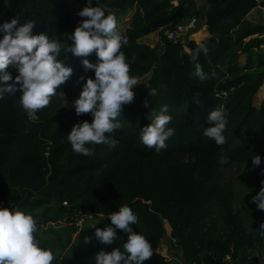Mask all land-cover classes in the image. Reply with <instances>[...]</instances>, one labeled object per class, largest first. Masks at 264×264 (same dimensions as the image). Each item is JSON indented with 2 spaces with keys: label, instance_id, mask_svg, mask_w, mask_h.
Returning <instances> with one entry per match:
<instances>
[{
  "label": "trees",
  "instance_id": "16d2710c",
  "mask_svg": "<svg viewBox=\"0 0 264 264\" xmlns=\"http://www.w3.org/2000/svg\"><path fill=\"white\" fill-rule=\"evenodd\" d=\"M204 1L205 9L197 0H100L117 21L133 11L125 34L118 28L128 39L121 50L129 61L135 57L130 75L150 78L138 83L133 102L124 105L117 118L121 125L115 133L117 147L95 145L94 155L85 157L72 151L67 134L76 123L91 122L92 117L77 116L70 105L82 91L80 77L95 78L83 59L96 63L97 56L94 51L76 57L64 49L72 43L70 35L78 23L86 19L78 12L89 0H0V24L13 18L19 21L17 27L33 21L32 34L59 40V59L73 68L72 76L36 119L20 106L19 91L0 100V207L28 205L39 218L38 238L57 256L71 246L78 230L72 216L81 212L103 216L91 242L80 244L66 264H95L99 251L111 252L126 242L128 234L120 229L111 245L95 238L96 228L112 226L108 215L123 205L138 216L133 230L152 245L153 255L144 264H173L154 250L165 236L167 222L185 264H230L227 257L233 264H257L264 258V237L258 233L264 211L252 199L248 209L236 208L231 187L223 183L226 168L235 163L252 166L244 176L249 185L261 188L264 181V100L259 107L254 104L264 82V71L259 69L264 61L260 55L254 67L249 57L252 49L264 45V24L248 17L252 10L264 8V0ZM92 6H98L97 0ZM194 16L205 20L207 37L200 43L189 41L190 51L167 40L166 30ZM156 31L160 44L141 42ZM201 45L208 47V55L200 53L195 63L205 73H215L203 82L194 77L192 60ZM243 54L248 55L244 64ZM8 70L15 79V67ZM148 87L157 89L158 95L150 96ZM162 105L169 107V126L175 134L157 154L140 141L139 133L151 123V110ZM220 106L228 114V125L227 143L218 147L203 131L214 126L208 116ZM256 154L262 162L254 169ZM222 155L229 158L228 164L219 163Z\"/></svg>",
  "mask_w": 264,
  "mask_h": 264
},
{
  "label": "clouds",
  "instance_id": "9594fccd",
  "mask_svg": "<svg viewBox=\"0 0 264 264\" xmlns=\"http://www.w3.org/2000/svg\"><path fill=\"white\" fill-rule=\"evenodd\" d=\"M97 5L88 6L78 12L82 19L70 35L72 43L64 52H71L76 57H87L95 51L97 62L83 59L86 70H94L92 77H80L82 91L72 101L77 116L91 114L92 120L76 123L67 141L74 153L91 157L95 145H106L109 150L115 149L119 141L115 137L121 127L117 118L123 106L133 102L134 88L138 78L130 75L131 61L121 50L128 39L117 27L115 14L107 5L97 0ZM19 21L13 18L10 22L0 24V100L6 95L16 96L19 91V104L30 119H36L39 110L46 108L57 89L72 76L73 68L59 59L62 51L61 42L46 34L33 35L34 22L29 21L17 27ZM194 40V39H193ZM208 47L201 45L192 56L195 71L194 77L200 81L210 79L199 63H195L200 53L208 55ZM15 67L18 75L13 79L9 66ZM86 80V82H84ZM11 81V83H10ZM150 96L158 95V90L148 87ZM144 106H149L145 100ZM168 105H162L157 111L151 110V123L141 128L140 141L159 154L168 147L167 141L175 134L170 127L172 116L168 114ZM227 112L223 106L215 107L208 116L214 126L204 128L203 136L221 147L227 143L224 135L227 125ZM261 156L252 158L253 168L261 165ZM219 163H229L227 156H221ZM259 192L252 196V203L264 211V181H261ZM111 225L96 228L95 238L100 243L111 245L117 239V229L123 230L127 240L122 246L111 252L99 251L95 264H144L153 255L152 245L143 234L133 230L131 225H138L139 219L128 205L119 206V210L110 213ZM114 226V227H113ZM38 226L33 215L14 205L11 208L0 207V264H52L57 259L53 251L42 245L38 238ZM258 233L264 237V223ZM91 237H85L84 243H90Z\"/></svg>",
  "mask_w": 264,
  "mask_h": 264
},
{
  "label": "rangeland",
  "instance_id": "374dc122",
  "mask_svg": "<svg viewBox=\"0 0 264 264\" xmlns=\"http://www.w3.org/2000/svg\"><path fill=\"white\" fill-rule=\"evenodd\" d=\"M197 4L201 9H205V1L204 0H197ZM133 14L132 10H129L126 12L123 16H121L117 21V26L119 30L125 34L126 29L129 26L131 15ZM248 17H254L255 20H257L260 23L264 24V8H257L252 10ZM194 34V33H193ZM141 42H144L146 44H149L151 46H155L156 44L161 43V35L158 31L153 32L149 34L148 36L141 39ZM188 51H190L189 46H187ZM262 52V53H261ZM260 55L262 57V60L264 59V46H261L259 49H252L249 52V57L251 58V63L255 64L260 59ZM248 58V55H242L241 57V63L244 64V60ZM261 71H264V65L259 68ZM150 78V75H146L139 79L138 83H142ZM264 91V86L262 88ZM254 103L258 101L257 95L254 98ZM72 106V103L71 105ZM74 109V107H71ZM252 169L251 165H243L235 163L233 165H230L226 168L224 172V180L223 183L230 186L233 191V202L235 204L236 208L242 209V211L248 209L250 207V199H252V196L256 195L260 188L254 187L249 185L244 180V176ZM18 208L25 210L30 213L28 209V205H20L17 206ZM34 217V216H33ZM103 216L96 213H78L74 216H72L73 222L78 226V230L75 234L72 235L71 240V246L65 251L62 252L60 256H57V253L55 256L58 258L55 259L54 264H66L65 259L69 257L73 251L84 242L85 237H92L94 235V229L98 225V223L102 220ZM35 221L36 219H39L37 217H34ZM49 224V223H48ZM47 224V225H48ZM165 236L163 237L161 243L157 248H155V251L160 252L162 255L167 257L169 260L173 262V264H185L183 262L182 256L180 252L176 248V239H172L171 232L172 228L168 223H165ZM227 260L230 262V258L227 257ZM257 264H264V258L258 259L256 261Z\"/></svg>",
  "mask_w": 264,
  "mask_h": 264
},
{
  "label": "built area",
  "instance_id": "2783aa9c",
  "mask_svg": "<svg viewBox=\"0 0 264 264\" xmlns=\"http://www.w3.org/2000/svg\"><path fill=\"white\" fill-rule=\"evenodd\" d=\"M199 22H200V19L197 16H194L188 19L187 21L179 23L176 27L166 30L165 35H166L167 40L171 43L182 46L184 50L188 51L187 46L189 45V41L193 40L192 35L195 32ZM139 79L140 78H138V81ZM81 213H84V212H81ZM230 264H233V263H231L230 261Z\"/></svg>",
  "mask_w": 264,
  "mask_h": 264
},
{
  "label": "crops",
  "instance_id": "0c3cea01",
  "mask_svg": "<svg viewBox=\"0 0 264 264\" xmlns=\"http://www.w3.org/2000/svg\"><path fill=\"white\" fill-rule=\"evenodd\" d=\"M159 32V31H158ZM199 34V37L196 38V35ZM209 35L208 31H207V26L205 24V20H200L194 34L192 35L193 36V39L194 41H196L197 43H200L205 37H207ZM148 36V35H147ZM146 37V36H145ZM264 46V45H262ZM257 50V49H256ZM262 53V52H261ZM246 59L244 60V63H245ZM264 61V59H263ZM254 67H257L258 66V62H256L255 64L251 63ZM264 86V82H263V85L260 87V89L258 90V92L256 93L257 95V102L255 104V106L259 107L262 103V101L264 100V91L262 90ZM255 95V96H256ZM254 96V98H255ZM255 100V99H254ZM168 223V222H167Z\"/></svg>",
  "mask_w": 264,
  "mask_h": 264
}]
</instances>
